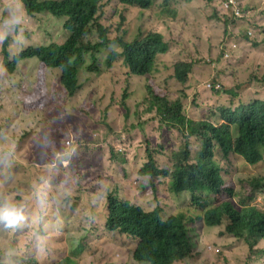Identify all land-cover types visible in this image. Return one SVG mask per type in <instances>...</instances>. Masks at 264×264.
I'll use <instances>...</instances> for the list:
<instances>
[{"label":"trees","instance_id":"1","mask_svg":"<svg viewBox=\"0 0 264 264\" xmlns=\"http://www.w3.org/2000/svg\"><path fill=\"white\" fill-rule=\"evenodd\" d=\"M17 1L27 18L46 14L60 21L68 32L62 42L27 47L16 53L8 51L9 38L3 39L1 64L9 78L22 61L34 59L38 66L31 93L24 95L20 110L31 114L52 102L46 94L47 71H58V84L62 89L60 105H66L68 98L79 95L80 69L85 67L88 72L99 73L100 51L112 44L107 30L98 21L106 0ZM119 1L140 9H148L155 2ZM223 1L220 0L219 7ZM254 1L260 7L261 18L246 13L248 5ZM237 6L240 10L237 17L233 15L232 7L226 13L223 10L218 13L224 22L235 25L234 33L228 32L232 38L241 35L239 39H252L257 27L264 30V0H237ZM92 33L97 35L95 42L88 39ZM116 43L120 51H110L103 60L104 67L117 72L120 81H127L129 87L133 83L129 78L151 74L157 55L166 50V42L157 32H148L131 42L116 38ZM188 68L187 64L176 65L175 78L184 79ZM255 84L262 90L253 89L249 102L234 105L231 100L229 107L235 108L232 111L229 107L216 108L214 116L220 114L223 123L189 120L183 114L180 100L159 95L149 86L145 87L144 102L150 121L146 118L130 125L127 122L130 106L121 102L111 104L109 109L121 118L124 137L116 146L107 142L104 156L99 149L96 159L106 164L99 168L92 164L95 154L90 143H99L102 137H93L96 129L83 121L80 125L74 121L65 128H55L54 136L50 137L46 124L41 125L38 132L23 133L26 135L24 143L37 153L38 161L35 156L33 159L25 157L26 165L14 164L15 149L9 148L1 158L0 189L8 186V193L15 199L31 196L32 201L43 207L41 215L47 216V230L42 231L40 239L37 235L29 245L19 248L21 254L33 252L26 259L27 264H38L35 259L47 264L51 256L62 259L51 264H78L82 254L100 262L105 253L101 264H182L196 257L201 240L207 238L205 231L215 228H220V236L233 238L244 246L246 258L243 264L259 260L264 264V203L257 200V195L264 192V171L258 172L264 168V68ZM78 109L86 110L85 107ZM155 119L157 128L154 126L150 135L156 134L161 127L177 130L182 136L179 145L177 142L162 143L159 137L149 139V135L144 134L145 126H151ZM232 128L236 134H232ZM196 134L203 139L195 157L191 158L189 148L192 137H198ZM70 137L72 146L69 151L64 150L66 157L61 159L60 142L70 140ZM133 142H136L135 146ZM215 148L224 163H229L230 158L235 163L241 160L255 166L261 175L260 178L252 177L243 187L240 201L236 200L238 193L234 182L225 180L220 164L214 160ZM90 154L93 155L92 165L85 168ZM169 177L172 178L171 191L192 194L191 205L197 208L192 224L193 238L189 236L181 212L162 219L164 204L156 203L152 210L141 205L142 197L147 193L152 194L150 201L155 202L161 180ZM131 190H135L132 196L129 195ZM75 232H84L85 251L79 240H73L79 242V247L63 248L65 240ZM69 252L72 256L67 255ZM216 253L220 256L219 250ZM214 260L216 263L218 258Z\"/></svg>","mask_w":264,"mask_h":264},{"label":"rangeland","instance_id":"2","mask_svg":"<svg viewBox=\"0 0 264 264\" xmlns=\"http://www.w3.org/2000/svg\"><path fill=\"white\" fill-rule=\"evenodd\" d=\"M163 1L155 0L148 9L125 6L119 0L104 2L98 15V21L107 30V36L112 44L108 49L100 51L98 56L101 67L99 73L88 72L85 67L80 69L79 95L68 98L66 105H60L62 89L58 84V71H47L49 84H47L48 92L46 90V94L51 97L52 102L47 104L44 109L34 113H22L20 104L24 95L31 93L30 87L37 78L38 66L34 59L22 61L18 64L17 70L15 69L12 73L14 75L9 78L10 75L5 73L1 64L0 54V163L2 156L7 153L9 148L15 149L14 164L26 165L25 157L33 159L35 156L38 161L37 153L31 150L32 148L27 146L23 140L26 135L40 131L41 125H47V135L50 137L54 136L55 128H65L74 121L80 125V122L83 121L96 129L92 133L93 137L97 135L102 137V141L99 143L87 142L92 146V153L95 156L93 160V155L90 154L89 162L84 167H90L92 164L98 168L105 166V163L101 164L96 159L99 149H102L104 156L106 155L107 142L116 146L124 137L121 133V118L115 115L109 106L117 102L130 106L127 120L130 125L146 118L150 121V114L146 113L147 105L144 102L146 86L151 87L159 95H170L167 98L180 100L183 104V114L187 119L210 121L211 123H223L220 114L214 116L217 107L227 108L231 100L234 105L239 102L247 103L251 100L253 89L261 92L262 88H259L255 83L264 68L263 29L257 27L255 39H245L248 43V48L245 50L239 41L241 35L234 39L228 34L229 30L234 33L235 25L233 22H224L219 15L218 12L221 10L225 13L230 11L229 7H224L225 3L219 7L220 0H168L166 4ZM247 9L251 10L254 16L261 18L260 7L255 1L250 3ZM22 12L17 0H0V46L3 39L8 37V51L11 53L53 41L62 42L67 38L68 32L62 28L60 21L51 19L46 14L37 18H27L24 11ZM148 32L161 34L166 42V50L163 54L157 55L152 73L144 76H131L129 79L133 83L129 87L127 81H120L117 72L113 73L104 67L103 60L110 51H120L117 43L115 44L116 38L131 42ZM88 39L92 42L97 41L96 33L89 35ZM232 44H235V48L231 47ZM226 48L228 58L224 57ZM180 63L189 65L187 75L182 80L176 79L174 75V67ZM216 94H220V96H215ZM81 107H85L86 110L79 111L78 108ZM229 109L235 110L234 107H229ZM155 121L156 119L151 123V126H145L144 134L149 135V139L159 137L162 143L164 141H167L168 144L177 142L179 145L182 136L177 130H165L161 127L156 134L150 135L153 127L157 126ZM173 130L174 132H172ZM231 132L236 134L234 128L231 129ZM196 136L198 137L191 139L192 146L189 148L191 158L195 157L203 139L199 134ZM70 141H73L72 137L63 143L60 142L59 156L61 159L66 157L64 150H70L72 146ZM132 145L135 146L136 142H133ZM36 149L39 151L38 148ZM79 150L81 151L82 148L79 147ZM91 159L92 164H90ZM214 160L220 164L225 180L234 182L238 193L237 201L242 199L243 187L250 180L260 178L259 173L264 171L262 168L258 173L255 166L247 165L241 160H237L235 163L230 158L229 163H224L218 148L214 149ZM222 163L224 164L222 165ZM116 178L117 174L115 180ZM97 182L102 184L100 180ZM171 182V177L162 179L156 193V201H150L152 194L147 193L142 197L141 205L152 210L156 203L164 204L162 219L181 212L191 237L195 214V207L191 205L192 194L171 191ZM113 185L112 183L111 187ZM132 191L135 192V190H131L130 196L133 194ZM8 192V186L0 189V201L9 200L24 204L26 220L12 229L1 226L0 264H27L26 259L33 252L21 254L19 248L22 245H29V241L37 235L40 239L42 231L47 230V216L44 217L45 213L41 215L43 207L32 201L31 196L15 199L14 195ZM257 197L259 203H264V192ZM205 232L207 238L201 240L196 257L190 261L186 260L182 264L244 263L246 252L243 245L233 238L220 236V228ZM85 239L84 232H75L68 236L63 243V248L66 247L69 250L71 247H79V242H73V240H79L84 248L83 251H85ZM44 245L47 246V243ZM216 250L220 251V256ZM71 254L69 252L67 255L72 256ZM106 255L107 253L104 254L100 262ZM215 258H218L216 263ZM80 259L82 261H79L78 264H101L98 260L92 261L85 254H82ZM61 260L60 257L51 256L47 264ZM35 261L38 264H45L39 262V259H35ZM136 264L143 263L137 262ZM251 264H263V261L259 260L257 263L251 262Z\"/></svg>","mask_w":264,"mask_h":264},{"label":"clouds","instance_id":"3","mask_svg":"<svg viewBox=\"0 0 264 264\" xmlns=\"http://www.w3.org/2000/svg\"><path fill=\"white\" fill-rule=\"evenodd\" d=\"M225 8H233V15L234 16H239V8L237 6V0H225L223 1V4ZM246 13L249 15H253V12L249 9H246ZM257 26L259 25V22L256 23ZM252 30H249L248 32L251 33ZM255 32V37L252 39H255L257 37V31ZM239 41L242 43V47L247 50L248 48V43L245 39H239ZM235 44H232L231 47L235 48ZM37 46V45H36ZM224 57L228 58V53H224ZM180 64H185V63H180ZM195 207V211H196ZM26 220V208L25 205L22 203H17L9 200H4L0 201V226L7 228V229H12L16 228L19 226L22 222Z\"/></svg>","mask_w":264,"mask_h":264}]
</instances>
